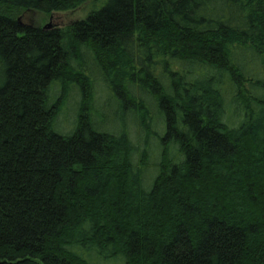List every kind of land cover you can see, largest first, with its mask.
Here are the masks:
<instances>
[{"label": "trees", "instance_id": "16d2710c", "mask_svg": "<svg viewBox=\"0 0 264 264\" xmlns=\"http://www.w3.org/2000/svg\"><path fill=\"white\" fill-rule=\"evenodd\" d=\"M87 1L0 0V264H264V0H105L63 27L18 19ZM86 56L139 147L125 123L93 127ZM148 97L166 132L145 190Z\"/></svg>", "mask_w": 264, "mask_h": 264}, {"label": "rangeland", "instance_id": "374dc122", "mask_svg": "<svg viewBox=\"0 0 264 264\" xmlns=\"http://www.w3.org/2000/svg\"><path fill=\"white\" fill-rule=\"evenodd\" d=\"M105 0L98 1H87L86 3L80 5L79 7L73 10H64V11H54L49 15H43L39 12L34 11H24L22 12L18 19L22 22L23 25H39L43 27L47 23H51L52 27H63L66 26L76 20L82 19L85 17L90 11L98 9L101 5H103ZM218 6L219 3L217 2ZM239 61L244 65L246 71H254L256 69V65L251 61L249 54L240 52L239 53ZM78 64L82 66V68L87 66V72L91 73V78L94 79V88H95V100L94 107L91 110V122L93 123V127L95 129L101 131H111L116 133L119 132L122 128V124L125 123L127 128H129L131 139L133 140V144L138 145V136L135 130V124L133 121L131 122V115L121 108L118 100L114 97L112 92L109 90L106 91L104 87V83L101 82L98 76L95 75L94 72L97 70L96 64L92 57L86 56L82 60H78ZM97 73H99L97 71ZM103 81V80H102ZM225 88V97H226V116L231 120L236 118V112L238 109L235 106L234 102H229L230 99V88L224 85ZM53 91V89L51 90ZM73 93L66 100L65 104L62 107L61 112L56 118L54 129L61 134H70L74 126L76 124V116L79 108V99L77 93L75 92V88H72ZM147 98V97H146ZM148 107L150 111L151 117V127L145 128V130H150V137H146L143 133L141 134V142L143 146H147L148 150V159L145 165L142 167L141 174V184L145 190H149L153 184V179L159 170L158 162L161 156V137L164 136L166 132L165 127V118L163 114L158 110L155 102L151 101L148 97ZM128 124V125H127ZM148 139V142L146 141ZM137 153L134 152L133 160L136 161ZM169 155L174 157L175 161L181 160L183 158L182 154H178L177 145L174 143L169 145ZM101 264H123L122 260H102Z\"/></svg>", "mask_w": 264, "mask_h": 264}, {"label": "water", "instance_id": "95a60500", "mask_svg": "<svg viewBox=\"0 0 264 264\" xmlns=\"http://www.w3.org/2000/svg\"><path fill=\"white\" fill-rule=\"evenodd\" d=\"M51 27H52V24L49 22L46 25H44L42 28L47 29V28H51Z\"/></svg>", "mask_w": 264, "mask_h": 264}]
</instances>
